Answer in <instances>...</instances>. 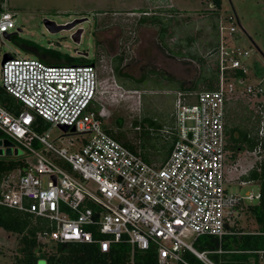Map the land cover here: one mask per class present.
<instances>
[{
	"label": "built area",
	"instance_id": "built-area-1",
	"mask_svg": "<svg viewBox=\"0 0 264 264\" xmlns=\"http://www.w3.org/2000/svg\"><path fill=\"white\" fill-rule=\"evenodd\" d=\"M3 7L1 36L15 29L14 14ZM227 30L237 31L220 23L218 45L209 53L220 73L219 88L177 93L175 125L162 132L175 138L163 165L148 164L107 132L96 64L53 66L12 55L1 68L0 86L23 110L15 114L0 105V140L19 144L29 156L15 159L23 166L3 178L0 205L47 220L51 230L38 234L44 246L96 244L109 254L114 244L125 243L132 250L128 264H135L136 250L155 252L158 264H193L187 254L201 264H215L195 241L222 240L246 203L261 199V193L240 197L227 189L256 183L234 179V166H228L226 108L237 90L226 76L245 71L242 59L249 52L231 47ZM245 93L263 96L264 90L248 86ZM37 117L68 127L64 134L76 135L80 145L71 141L56 147L48 134L38 133ZM190 237L193 244L186 241ZM255 254L264 264V250Z\"/></svg>",
	"mask_w": 264,
	"mask_h": 264
},
{
	"label": "rangeland",
	"instance_id": "rangeland-1",
	"mask_svg": "<svg viewBox=\"0 0 264 264\" xmlns=\"http://www.w3.org/2000/svg\"><path fill=\"white\" fill-rule=\"evenodd\" d=\"M3 6L15 19V29L8 34L20 32L13 40L0 35V74L5 54L38 59L23 51L18 45L22 40L58 51L63 57L85 58L82 54H89L86 59L95 63L100 71L98 101L106 109V130H112L115 135L123 134L136 148L139 146L137 131L132 123L143 118L156 119L159 124L158 129L152 130L148 123L144 124L150 134L163 144L172 142V138L162 132L175 125L177 87L183 85L190 89L201 75L216 69L209 53L218 45L220 23L237 30L233 35L229 30L225 32L229 45L249 52V56L242 59L245 79H232L230 73L226 76L228 85L237 90L229 102L231 126L251 129L253 122L263 114L264 95H250L245 91L248 86L264 90V0H223L219 15L214 14L209 0H0V9ZM230 17L233 20H229ZM84 18L89 21L80 25L84 29L80 45L72 40L77 27L52 33L45 24V21L53 22L51 29L59 31ZM155 18L163 22H153ZM204 90L208 91L207 85L201 82L194 91ZM118 120L122 121V127ZM38 133L48 134V141L56 147H68L71 141L77 147L80 145L76 135H65L51 124ZM233 153H229L228 166H234L231 173L234 179L248 175L262 158L258 152L244 151L235 154L234 159ZM28 156L19 144L0 148L1 160ZM242 181H246L245 178ZM227 189L240 197L260 193L258 183L241 185L238 182ZM256 204L257 200L246 203L239 211L234 219L236 228L246 232L258 229L247 210L249 205ZM186 241L193 244L194 239L190 237ZM17 246V237L0 229L3 253L0 264H16ZM45 248L53 253L56 247L48 244ZM208 258L211 259L210 255ZM45 263L44 260L39 262Z\"/></svg>",
	"mask_w": 264,
	"mask_h": 264
},
{
	"label": "trees",
	"instance_id": "trees-1",
	"mask_svg": "<svg viewBox=\"0 0 264 264\" xmlns=\"http://www.w3.org/2000/svg\"><path fill=\"white\" fill-rule=\"evenodd\" d=\"M209 1L214 7V14L219 15L223 0ZM1 12L2 8L0 9ZM153 22L162 23L163 21L160 18H155ZM162 25L165 30L166 24L163 23ZM14 37L15 35H11L10 40H13ZM218 40L219 35L217 36ZM18 45L24 52L36 56L47 65L82 66L95 64L90 63L86 58L63 57L58 51L43 49L37 44L26 40H22ZM195 58L199 60L198 57ZM230 75L232 79H245L246 77L243 70H234ZM145 81L146 77L143 78L142 82L144 83ZM219 81V70L213 69L201 75V79L195 82L194 87L186 89L182 85L177 87V89L178 92L195 93L196 91L194 90H197L198 84L203 82L207 85L208 91H214L219 88ZM178 92H176L175 99ZM229 102L226 108V137L227 150L234 152V156L231 157L235 159L238 153L244 151L258 152L262 157L260 162L254 166L249 174L242 177L245 178L246 182L253 181L260 185L261 199L259 203L249 205L247 208L257 223L258 229L254 232H246L236 228L235 225L229 228L230 234L224 236L222 240L213 236H203L195 241L194 246L199 251L210 252L209 255L215 264H259L255 252L264 250V105L262 108L263 114L258 116L257 121L253 122V127L248 129L246 126H231L233 122L229 119ZM0 105L15 114H20L23 110L22 105L1 86ZM100 109L101 107H96L97 112ZM249 121H251V118H249ZM37 122L40 128L39 130L48 125L40 117H37ZM117 123L119 127H122L121 120H118ZM145 123H148L150 130L159 128L156 119L143 118L142 121H134V127H141V131L136 132L139 145L137 148L132 142L125 139L123 134L115 135L110 129H107V132L131 151L139 153L148 164L163 165L171 155L175 138H172V142L163 144L156 136L149 133L144 127ZM157 160H161L162 163H156L158 162ZM23 164L20 160L0 159V184L9 172L17 167L23 166ZM0 229L17 237L16 264H39L41 260H44L46 262L45 264H128L131 258V247L125 243L114 244L109 254L102 253L96 244L80 243L57 244L55 245V252H49L46 250V246L38 242V234L49 229V222L47 220L35 219L27 213L1 205ZM220 249H222L223 253H216ZM0 255H3L2 250H0ZM186 257L193 264H201L191 254H187ZM134 262L135 264H158L157 256L153 251L136 250L134 253Z\"/></svg>",
	"mask_w": 264,
	"mask_h": 264
},
{
	"label": "water",
	"instance_id": "water-1",
	"mask_svg": "<svg viewBox=\"0 0 264 264\" xmlns=\"http://www.w3.org/2000/svg\"><path fill=\"white\" fill-rule=\"evenodd\" d=\"M86 21H87V19L77 20V21H75V22H73V23L67 25V26L64 27V28H59V31H53V30L51 29L52 25H54L53 22L45 21V24H46L47 28H48L52 33H56V32H60L61 30H69V31H72V30H74L76 27H78L79 25H81L82 23H84V22H86ZM19 32H20V31H17L16 33H14V35H18ZM83 33H84V30H83V29H79L78 31H76V33H74V34L72 35V40H73V42H74L75 44H77V45H80V44H81ZM10 37H11L10 34H5V35H4V38H6L7 40H10ZM79 54L81 55L82 53H79ZM82 55H84L83 57H85V58H87V57L89 56V54H82ZM12 58H13V57H12L11 54H5L4 57H3V60H2V66H3L6 62H8L10 59H12ZM60 129H61L65 134H67V133L69 132V128L66 127V126H61ZM72 132H74V129H72ZM3 145H5L6 147H12V146H13L12 143H10L9 141H5V142H3V141L0 140V147H2Z\"/></svg>",
	"mask_w": 264,
	"mask_h": 264
},
{
	"label": "flooded vegetation",
	"instance_id": "flooded-vegetation-1",
	"mask_svg": "<svg viewBox=\"0 0 264 264\" xmlns=\"http://www.w3.org/2000/svg\"><path fill=\"white\" fill-rule=\"evenodd\" d=\"M84 19H87V21L86 22H88L89 21V19L88 18H84ZM79 29H83L80 25L77 27V31L79 30ZM84 30V29H83ZM75 33H76V31H75ZM84 34V33H83ZM83 36V35H82Z\"/></svg>",
	"mask_w": 264,
	"mask_h": 264
},
{
	"label": "crops",
	"instance_id": "crops-1",
	"mask_svg": "<svg viewBox=\"0 0 264 264\" xmlns=\"http://www.w3.org/2000/svg\"><path fill=\"white\" fill-rule=\"evenodd\" d=\"M218 35H219V33H218Z\"/></svg>",
	"mask_w": 264,
	"mask_h": 264
}]
</instances>
